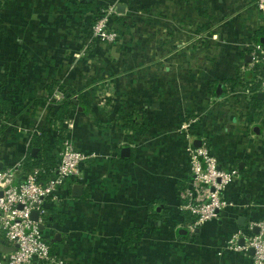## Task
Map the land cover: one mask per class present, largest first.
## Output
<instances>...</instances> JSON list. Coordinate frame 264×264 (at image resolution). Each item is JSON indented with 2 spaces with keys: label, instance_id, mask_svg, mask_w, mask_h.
Wrapping results in <instances>:
<instances>
[{
  "label": "crops",
  "instance_id": "crops-1",
  "mask_svg": "<svg viewBox=\"0 0 264 264\" xmlns=\"http://www.w3.org/2000/svg\"><path fill=\"white\" fill-rule=\"evenodd\" d=\"M79 1L0 0L2 168L27 157L34 133L54 127L66 90L76 100L67 138L95 154L59 188L64 202L54 208L64 218L46 233L55 252L68 264H252L250 249L218 252L235 230L264 219L263 71L251 51L264 13L256 0ZM112 3L125 6L114 18L119 39L91 41L93 16ZM188 118L193 145L240 172L230 187L240 209L199 225L180 209L191 178L179 130ZM128 228L140 231L132 245Z\"/></svg>",
  "mask_w": 264,
  "mask_h": 264
},
{
  "label": "built area",
  "instance_id": "built-area-1",
  "mask_svg": "<svg viewBox=\"0 0 264 264\" xmlns=\"http://www.w3.org/2000/svg\"><path fill=\"white\" fill-rule=\"evenodd\" d=\"M256 4L264 13V0H256ZM118 4H108L100 10V14L89 28L90 40L113 44L120 36L113 23L118 16ZM251 51L256 63L261 64L263 77L261 92L264 100V44L251 43ZM194 118H188L180 126L185 137V149L191 178L186 187L179 193L180 209L195 217V224L218 220L228 208H239L238 196H230L231 185L240 178L237 167L222 168L216 155L207 145L195 147L192 143ZM95 154L76 148L73 141L66 138L59 149V163L55 173L46 182L38 179L40 172L25 173L23 156L15 164L0 169V233L5 243L0 242V264H68L56 252H52L46 234L51 228L45 222L48 207H58L64 202L59 188L66 185L69 179L79 177L81 167ZM24 176L23 180L20 179ZM240 209V208H239ZM39 212L38 220L31 218L32 212ZM42 223L46 229L41 230ZM251 231L235 230L227 239L229 250L245 252L254 249L252 264H264V219L251 221ZM257 227L258 232L252 230ZM245 244H239L240 238Z\"/></svg>",
  "mask_w": 264,
  "mask_h": 264
},
{
  "label": "trees",
  "instance_id": "trees-1",
  "mask_svg": "<svg viewBox=\"0 0 264 264\" xmlns=\"http://www.w3.org/2000/svg\"><path fill=\"white\" fill-rule=\"evenodd\" d=\"M78 4L83 7L91 6L90 2L79 1ZM98 9L100 10V7ZM99 14L100 11H98V15ZM98 15H96L95 17L93 16V20H91L92 23L96 21ZM114 22L115 20L113 21V23ZM255 40L264 44V28H259L256 31ZM65 95L66 99L58 105V107L53 112V117L50 119V123L53 124L54 127L52 126L51 129L42 130L40 133H34L33 144L25 159V173L32 172L34 169L39 168L40 172L38 175V179L42 182H46L47 180H49V178L52 177L55 173V169L57 168L59 163L60 146L62 142L68 137L66 133L67 126L64 125V123L72 116L76 108V100H74L75 94H71L68 90H66ZM77 99H79L81 104L83 105L84 111H89V99L85 95H80ZM33 148H37L38 150V152L34 156L32 155ZM182 217L191 220H194L195 218L193 215L186 211L183 212ZM63 218L64 215L56 213L54 207L47 206V214L45 215L44 219L46 224L51 225L59 220L62 221ZM136 234H140L139 229L128 228L124 230L123 238L127 244L132 245ZM49 244L51 246L52 252H55V244L51 243L50 241Z\"/></svg>",
  "mask_w": 264,
  "mask_h": 264
},
{
  "label": "water",
  "instance_id": "water-1",
  "mask_svg": "<svg viewBox=\"0 0 264 264\" xmlns=\"http://www.w3.org/2000/svg\"><path fill=\"white\" fill-rule=\"evenodd\" d=\"M81 1L82 2H89L90 0H81ZM124 7L125 6L123 4L118 5V12L119 13H123L124 12ZM217 91H218V94L221 95L222 87L219 86ZM129 151H130L129 148H127V147L124 148L123 151H122V155H126V154L128 155ZM37 152H38L37 148H33L32 149V155L33 156L36 155ZM0 169H2V165L1 164H0ZM81 190H82V186H76L74 188V194L75 195H79ZM38 217H39V212L37 210L33 211L32 212V215H31V218L33 220L37 221L38 220ZM245 222H246V217H241L239 219V223H241V224L244 225ZM39 226H40L41 230H43V231L46 229V226L44 224H42V223H40ZM254 231L255 232H258V228H255ZM180 232L181 233H186V230H180ZM240 242H241V244L244 245V239L243 238L240 240ZM250 252L252 254H254V249L253 248H250Z\"/></svg>",
  "mask_w": 264,
  "mask_h": 264
},
{
  "label": "rangeland",
  "instance_id": "rangeland-1",
  "mask_svg": "<svg viewBox=\"0 0 264 264\" xmlns=\"http://www.w3.org/2000/svg\"><path fill=\"white\" fill-rule=\"evenodd\" d=\"M86 49H85V51L87 50V46L85 47ZM151 239H153V244H154V240H155V238H151ZM226 243H227V241H226ZM153 244H152V246H153ZM138 246H139V243H138ZM219 249H220V251L218 252L219 254H222L223 253V250H229V248L226 246V245H224L223 247H220L219 246ZM153 250V249H152ZM153 252V251H152ZM231 252H233V251H231ZM137 254H140V255H143V254H141V253H136V258H138V255ZM148 254H149V256L151 255L149 252H148ZM151 259L152 260H154V257H151ZM65 260V259H64Z\"/></svg>",
  "mask_w": 264,
  "mask_h": 264
}]
</instances>
